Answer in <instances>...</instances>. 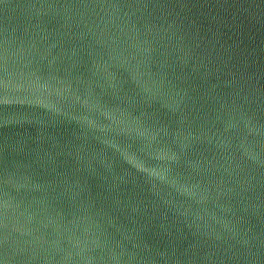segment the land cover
<instances>
[{
  "label": "water",
  "instance_id": "water-1",
  "mask_svg": "<svg viewBox=\"0 0 264 264\" xmlns=\"http://www.w3.org/2000/svg\"><path fill=\"white\" fill-rule=\"evenodd\" d=\"M0 264H264V0H0Z\"/></svg>",
  "mask_w": 264,
  "mask_h": 264
}]
</instances>
